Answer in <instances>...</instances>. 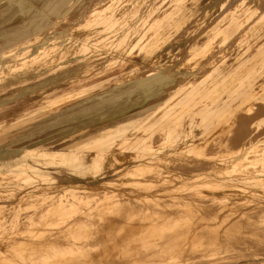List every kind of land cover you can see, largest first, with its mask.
I'll return each instance as SVG.
<instances>
[{
    "label": "rangeland",
    "instance_id": "374dc122",
    "mask_svg": "<svg viewBox=\"0 0 264 264\" xmlns=\"http://www.w3.org/2000/svg\"><path fill=\"white\" fill-rule=\"evenodd\" d=\"M24 1L34 4L33 6H20L16 0H0V8L5 7L6 3L10 2L11 6L18 10L16 13H11L9 9H0V30H3V34H0V36L7 32H13L14 28L17 27V23L21 24L22 19L25 22V20L37 18L38 16L32 15L33 12L41 10L38 9L39 5L37 4L57 0ZM219 1L221 0H71V4L64 8L60 15L46 14L41 16L42 19H45L42 28L43 34L49 33V37H54L58 34H66L67 31H63V29L75 30L78 23L96 19L98 15L94 16L88 13L94 7V3L97 6H102L106 3L111 5L115 2L126 3L129 8L125 10L124 14H122L123 16L118 18L120 20L123 18L124 22H126L124 19H129L128 23L131 25L135 24V20L140 15L143 17L151 15L155 8L154 17H152L153 21L150 22V25H147V28L158 24L159 18L167 16V12L170 13L172 10H177L178 6H182L181 10L173 14L179 22V30H172L170 33L168 28L162 29L161 34L158 33L153 40L154 44L148 45V50L142 48L143 51L140 52V47L130 50L131 56L139 54L147 59L141 64L143 66L135 70L134 73L121 77L123 80L115 81L113 78H102V80L91 82L89 85L74 88L72 91L56 98L54 96L53 98L41 100L38 106L36 104L32 107L34 110L27 111L29 113L26 116L16 115L11 119L0 121L1 168L7 169L8 167L21 166L24 160L31 164L35 163L36 160H52L48 165L37 167L35 181L20 180L25 185L24 192L38 190L37 187L55 185L57 182L62 181L104 183L109 186L108 190H87L84 192L70 190L60 193L55 200L62 201V204L59 201H49L39 209L42 212L41 215H37L33 221L28 220V217L23 218V228H17L16 230L11 227L15 226V223H12V219L18 213L14 207L5 204L8 199L15 197L13 193L16 191L7 190L9 193L6 196H0L3 201L6 199L0 205L1 236L11 234V239L19 241H66L65 237H56L55 235L60 233L70 234L76 230V233L82 234L84 238L70 237V242H87L86 240L89 238L87 236L92 237L94 235L92 239L91 237L88 239L87 246L89 248L85 246L88 250L91 249L90 251H93L91 255L96 258L98 254L95 251L98 249H142L144 251L153 249L160 252V256L167 255L173 259L174 262H170V264H230L238 258L243 260L248 256L257 258L249 264H264V203H262L264 202V191L261 189L258 191L262 196L249 192L246 193L248 196H245V192L242 191L243 194L238 195L240 200L236 198L233 202H230L207 196H196L198 194L195 188L198 185L197 182H187L184 185L181 180H178L179 177L175 179L177 176L189 178L196 172L224 177L231 174L237 175V170H240V168L253 170L262 167L261 162L254 163L252 161L255 160L256 154L260 152L256 145L258 146L261 142H264V140L260 141V139H264V122H261L264 116V29L261 27L264 24V0H227L223 8L218 11L215 10V4L220 7ZM150 2L154 3V5H150ZM161 4H163L162 9H157L158 5ZM212 5L213 10L210 9ZM23 8H25V11L22 14L20 12ZM53 8V6H43L45 10L52 11ZM231 11H235L234 14L239 21L235 24H226L227 19L231 17ZM225 19L226 21H224ZM251 25L256 26L254 27L255 30H252L253 37L251 38L254 45L250 48L243 43H246V38L244 37H246L247 28ZM21 26L23 25L19 27ZM24 26L26 27L25 24ZM217 28H219L218 33L215 32ZM33 30H35L34 27L30 28V30L28 29L27 32L29 33ZM59 30H62V32H58ZM128 30H132V27ZM55 31L58 33H55ZM146 34L151 35L152 33L147 32ZM177 35L176 41L179 42L177 45H173L172 42ZM224 35L227 36V40L224 39ZM97 39L105 50L114 51L115 48L106 44L104 38L97 37ZM1 42L0 40V44ZM206 42H209L207 46H205ZM42 43L43 41L35 40L32 47L23 50L25 53L19 55V58L17 57V62L25 61L28 66L39 64L36 61L37 48ZM63 43L66 42L59 41L56 47H51L52 50L47 51L46 54H57L59 53V48L64 51L66 45ZM168 44H170L169 49H166ZM18 51L22 53V50ZM66 51L70 53L71 48H67ZM247 51H253V54L249 56ZM173 52L175 54H172ZM177 55L178 57L174 59V56ZM247 56L249 57L245 59ZM49 57H42L40 61H48ZM191 57H193L192 60L190 59ZM224 59V71L239 67L235 71V75L225 78L223 84L219 86L222 93L224 92V96H228V94L232 97L234 96V100L228 104L226 109H229V106L232 105H242L240 101L242 102L243 99L255 97L256 99L254 98L250 101V105L253 107L251 111L256 114L251 118L255 125L249 132H243L241 130L243 128L239 126L224 127L230 130L225 134L219 133L215 140H212L213 135H211L203 154H192V152H189L185 155H179L178 153L170 155L169 146H162L166 145L164 143L166 133L164 131L165 128H159L163 117L155 116L159 108L156 110L152 107L143 108V104L147 102L146 98H152L151 93L143 90L125 93L123 92V86L127 80L132 79L134 74H142L145 69L161 66L159 69L164 72L171 67L173 76H170L169 82L166 81L162 84L161 88L164 91L161 96L162 99L167 97L170 101L175 99L174 103L171 104L172 109L176 108L177 110L176 115L172 116V128L186 130L188 123L181 127L177 126L175 122L185 120V114H188L186 120L190 121L193 114H197L196 112L201 113L193 118L194 124L190 127L192 128L190 129L192 133L194 132L195 134V138L199 140L202 137H206L205 135L208 134L207 129H213L214 121H220L221 119V110L210 109L212 99L218 97V95L203 91L200 94V99H203L204 102L203 107L195 109L196 112L193 110V113H185L184 106L189 102L191 93L196 91L202 84V77ZM132 65L133 63H128V69ZM35 82L40 83V79H35ZM174 85L178 88L177 94H168L167 91ZM129 86L133 87L131 84ZM12 87L13 85L8 83L6 91H9ZM231 89H235V91H229ZM45 96L49 97V95L42 94L35 99H43ZM13 101L12 104L15 106L17 102L16 100ZM251 111L241 108V113H249ZM50 112L52 114H49ZM53 115H56L55 118ZM135 115L141 116L140 121L131 126L127 121ZM1 119L4 120L3 118ZM120 122L125 124V126H129L127 129L128 133L139 129L149 130L153 127L155 128L156 132L143 144L137 146L129 145L130 149L137 150L142 154L138 158L153 162V170H133L134 173L120 174L118 172L119 169L113 168L114 165L109 160L99 154L87 151L89 147L96 149L94 147L97 141L96 135L101 129L103 131L117 129L116 124ZM11 129H16L18 132L12 133ZM19 132L20 134L18 135ZM29 132H36L40 137L35 134H31L30 137ZM8 135L21 137L13 141L15 143L12 144V141L7 138ZM249 138L252 139L250 143H248L250 141ZM75 141H80L82 147H76L77 145H74ZM255 141L257 144L255 143L254 149H250L246 159L241 161L236 159L237 163L235 161L233 164L224 163L223 158L229 154H237L233 153V150H236L244 142L249 145ZM117 150L124 151L121 148ZM44 152H48V154ZM237 156L240 155H236V158ZM158 157H162V160L159 164H156L154 161ZM158 168L166 171L157 175L155 170H158ZM257 172L259 173L260 171ZM195 183L196 185H194ZM261 185L260 182H257L256 187ZM105 191L111 197L104 195ZM147 193L159 195L167 193L177 194L178 196L175 198L169 196L161 198L160 203L165 205V202H171L176 209L180 210L179 212L183 217L188 216L190 211L184 205H186L188 200L192 201L193 207L191 210L194 211L193 215L195 218L193 223H181L180 214L178 213L171 216L172 222L167 221L162 224L150 225L148 223L141 224L137 221L136 223L128 224L124 222L126 220L121 213L119 214L110 208L114 207L113 203L126 202L130 203L127 208H131V210H142L141 213H150L152 208L150 201H153L154 198L148 199L146 197ZM181 194L183 196H179ZM156 199H159V197ZM111 200L113 203H111ZM95 206H98L96 207L98 209H93ZM89 207L92 208L90 209ZM167 209L170 210V207H167ZM90 210H93V215L92 212L89 213ZM101 211L104 214L102 217L100 216ZM51 212H53V215L50 216V219H58L61 222H65L68 227L61 231L51 227L52 224L50 223L41 226L43 225L42 220H45L46 216H49ZM6 213L9 222L1 219ZM94 215H96V218ZM84 219L88 221H84ZM174 220L177 222L174 223ZM80 229L82 230L80 231ZM154 230L165 231L166 236L165 233L160 235V242L164 243L174 240L176 242L188 241L189 239L184 237V235H194L196 232L200 238L196 239L195 248H192V245H188L191 242L189 240L185 245L186 250L181 253L177 248H175L176 250L168 249L172 247L168 244H151L150 241L157 239L150 238L147 232ZM88 232L93 234L88 235ZM175 247H178V245H175ZM102 256L105 257V255ZM106 256L119 258L129 255L109 254Z\"/></svg>",
    "mask_w": 264,
    "mask_h": 264
},
{
    "label": "bare ground",
    "instance_id": "6f19581e",
    "mask_svg": "<svg viewBox=\"0 0 264 264\" xmlns=\"http://www.w3.org/2000/svg\"><path fill=\"white\" fill-rule=\"evenodd\" d=\"M16 1H18L20 6H33L34 4H30L29 2L27 3L24 0ZM226 1L227 0L219 1L218 3L220 4V7H218V4H215V10H221ZM152 2H150L149 4L154 5V3ZM69 4H71V0L41 2L40 4H37L39 5L38 9L41 10L32 13V15L38 16L37 18H32L30 20L28 19L25 20V22L24 19H22L20 22V25H23L21 26L22 28L19 27L20 25L17 23L18 28H14L15 30L13 32H7L6 34L0 36V40L2 41L0 44V119L7 117L8 115L10 116V114H12H8L3 111L5 105L9 104L10 101L17 100L19 97H23V95L24 97L29 94L30 97H37L42 94L49 95V97L45 96L43 99L37 98L38 100H44L53 98L54 96L56 98L59 95L72 91L74 88H78L83 85H89L91 82L102 80V78H113V80L115 81L123 80V78L121 77L125 75L127 76L130 73H134L135 70L143 66L141 64L144 62V60L147 59L145 56L142 57L139 54L131 56L130 50H133L136 47H140V52L143 51L142 48L148 50V45L154 44L153 40L156 38V35H158V33L161 34L162 29L168 28L170 33L172 32V30H179V22L175 19L173 14L177 13L179 10L182 9V6H178L177 10H172V12L170 13L167 12V16H162V18H159L158 24L153 26L151 25L150 28L148 26L147 28V25H150V22L153 21L152 17H154L153 14L156 11L155 8L151 15H149L148 17H143L142 15H140L139 18L135 20V24L131 25L128 23L129 19H124L126 21L124 22L123 18H121L122 20L118 18L123 16L122 14H124L125 10L129 8L126 3L115 2L111 5L106 3L102 6H97L94 3V7L88 13L94 16L98 15L96 19L78 23L77 29L75 30L63 29V31H67L64 35L58 34L54 37H49V33L43 34L42 28L45 19H42L41 16H45L46 14H52L55 16L60 15L64 8H66ZM44 5L53 6L54 8L52 9V11L45 10L43 9ZM162 7L163 4L158 5L157 9H162ZM0 9H9L11 13L18 12L16 8L11 6L10 2L6 3L5 7ZM210 9L213 10V5L210 6ZM24 11L25 8H23L20 13L23 14ZM234 12L235 11H231V17L227 19V21L226 19L224 20L226 21V24H235L239 21ZM29 23L31 24L29 25ZM24 24L26 25V27L24 26ZM255 26L256 25L249 26L247 28L246 37H244L246 38V43L243 44L247 45V47L250 48L254 45V43L251 41V38L253 37L252 30H255ZM32 27H34L35 30L28 33L27 30H30V28ZM130 27H132V30L127 31V29H129ZM261 27H263L264 29V24ZM100 28L102 29L100 30ZM218 29L219 28H217V31L215 32L218 33ZM2 32L3 30H0V34H3ZM58 32H62V30H59ZM58 32L55 31V33ZM147 32H150L152 34L148 35L146 34ZM97 37L104 38L106 44H109V46H113L115 48L114 51L105 50L103 48L104 46L98 43ZM177 38L178 35L175 36V40L172 42L173 45H177V43L179 42L176 41ZM224 39L227 40L226 35H224ZM35 40L43 41V43L40 44L37 48L38 55L36 61H38L39 64H36L35 66H28L25 61L17 62L19 55L25 53V51L23 50H26L28 47H32ZM59 41L66 42L63 43L64 45H66L64 51L59 48V53H51L47 55L46 52L52 50L51 47H56ZM208 43L206 42L205 46H207ZM169 45L170 44L166 46V49H169ZM222 45L224 44L222 43ZM67 48H71L70 53H67ZM18 50H22V53ZM149 51L151 52L150 49ZM172 54H175V52H173ZM252 54L253 51L247 53V55L249 56ZM46 56H50L48 61H40L42 57ZM249 56H247L245 59H247ZM177 57L178 55L174 56V59H176ZM155 59H157V57H155ZM190 59L192 60L193 57H191ZM105 62H108L106 63L107 65L105 64ZM128 63H133L130 69H128ZM224 63L225 59L221 60L219 64L215 65L202 77V84L196 91L191 93L189 102L184 106V109L186 110L185 113H193V110L195 111V109L203 107V99H200V94L203 91L218 95V97L212 99L210 109H214L217 111L221 110V119L220 121H214L215 125L213 129H207L208 134L205 135L206 137H202L199 140L195 138V134L194 132L192 133V131L190 130L192 128L190 127L194 124L193 118H195L197 114L201 113L195 111L197 114H193L190 121L186 120L188 114H185V120L175 122L177 126L179 125L181 127H184V125L188 123V127L186 130L172 128V116L176 115L177 110L176 108L172 109L173 107L171 106V104L174 103L175 99L173 101H170L169 98L165 97L162 99L161 96L164 91V89L161 88L163 86L162 84H164L166 81L169 82V79H171L170 76H173L171 74V67L166 69V71L164 72L160 71L159 68H161V66L145 69L142 74H134L132 79L127 80L126 84L123 86V92L125 93L138 92L139 90H143L144 92L149 91V93H151L152 98H146L147 102L143 104V108L152 107L155 110L159 108V110L156 111L155 116L160 118L163 117L162 123L159 128H165L164 131L166 133L164 142L166 143V145L162 146H169L171 152L170 155H174L176 153H178L179 155H185L189 152H192V154H203L205 153L206 147L208 146V139L211 135H213L212 140H215L219 133L225 134L230 130L225 129L224 127L239 126L240 128H243L241 129L243 132H249V130L252 129L253 125H255L254 121L251 120V118L256 114H254L255 112L251 111L253 107L252 105H250V101L253 100L255 97H250L246 100L243 99L242 102L240 101L242 105H232L229 106V109H226L228 104L232 100H234V96L232 97L229 94L228 96H224V92L222 93L220 89L221 87L219 88V86L223 84V80H225V78H227L228 76L235 75V71L239 67L235 69L230 68L228 71H224ZM35 79H40V83L35 82ZM8 83H11L13 87L9 91H6V86ZM130 84L133 85V87H130ZM177 90V86L174 85L169 88L167 93L170 95H176ZM229 91L233 92L235 91V89H231ZM241 108H244L245 110H250L251 112L241 113ZM21 109H23V107L20 108L18 111H20ZM28 113L29 112L23 111L18 114L19 116L23 117L26 116ZM238 116L241 117L239 118ZM140 117L141 116L135 115L129 118L127 122L130 123L131 126H133L134 124L140 121ZM261 122H264V116L261 119ZM116 127L117 129H108L105 131L101 129V131L96 135L97 141L94 145L96 149L89 147L87 148V151L89 153L94 152V154H99L103 158L109 160L111 163H113V168L119 169L118 172L120 174L134 173L133 170H153V162H149L146 159L138 158L141 157L142 154L139 153L137 150L130 149L129 145L137 146L139 144H143V142L153 136V134L156 132L155 128L153 127L149 130L139 129L132 133H128L127 129L129 128V126H125V124L120 122L116 124ZM11 131L12 133L18 132L16 131V129H11ZM29 133L30 137L31 134L39 136V134L36 132ZM19 134L20 132L18 133V135ZM20 137L21 136L16 137L14 135H8L7 138L12 141L13 144L15 143L13 141L20 139ZM249 140L250 141L248 143L252 141L251 138H249ZM262 140L264 139H260V141ZM245 143L246 142L240 145L236 150H233V153L237 154H229L227 157L223 158L224 163L233 164L236 159H239V161L246 159L248 156V152L257 144V142L255 141L249 145ZM74 145H77L76 147L78 148L82 147L80 141H75ZM258 146L256 145L257 149L260 152L256 154V156L254 155L255 160H253L252 162H261V168L258 167L253 170L247 168H240V170H237V175L231 174L230 176L224 177H219L217 175H212L204 172H196L189 178H186L184 176H177L175 179H178L179 177L178 180H181L182 184L184 185L187 182H197L198 185H196V183L194 184L196 185L195 188L198 192L196 196H207L213 199H222L230 202H233L236 198L240 200V197L238 195L243 194V192H245V196H248V194H246L248 192L254 195L262 196L258 191L260 189L264 191V142H261ZM118 148L124 149V151H119L117 150ZM44 153L48 154V152ZM236 155L240 156H237L236 158ZM161 160L162 157H158L154 162L156 164H159ZM50 161L52 160L42 159L41 161L36 160L35 163L31 164L28 163L27 160H24L22 165L18 167H8L7 169L0 167V196H6L7 193H9L7 192V190L16 191L15 193H13L15 197L8 199V202H5L6 199H4L5 201H3L2 197H0V205L5 202V204L14 207L15 211L18 213L15 218L12 219V223L14 222L15 226H12L11 228H13L14 230H16L17 228H23V218L28 217V220L33 221V219H35L37 215H41L42 212L39 209H41L44 204L48 203L49 201H59L58 199L55 200V198L60 193L67 192L70 190L84 192L87 190L98 191L100 189H109V186L104 183H79L77 181H62L57 182V184L55 185L50 184L47 186H41V188L37 187L38 190H28L24 192L25 185L21 183L20 180L23 179L28 182L35 181V177L37 175V167L41 165H48ZM165 171L160 168H158V170H155L157 175H160ZM257 171L260 172L258 173ZM257 182H260L262 185L256 187ZM105 194L106 191L104 192V195ZM109 195L106 194V196L111 197ZM168 196L175 198L178 195L173 193L160 195H146L148 199L154 198L153 201H150L152 205L150 213H141L142 210H131V208H127L130 203L119 202L120 204H114L112 200L111 203H113L114 207L110 208L119 214L121 213L124 216V219L126 220L124 222L128 224H133L137 221H139V223L141 224L148 223L150 225L162 224L167 221L172 222L171 216L177 215L178 213L180 214L179 217L181 223H193L195 219L193 215L194 211L191 210L193 207V202L188 200L186 205H184L187 206L190 211L188 216L183 217L182 214L179 212L180 210L176 209L171 202H165V205H162V203H160L161 198H167ZM179 196L183 195L181 194ZM157 197H159V199L155 200V198ZM59 202L62 204V201ZM96 207L98 206H95L93 209H98ZM167 207H170V210H168ZM92 211L93 210H90L89 213ZM137 213H139L138 216H136ZM52 215L53 212H51L49 216H46L47 218L45 220H42L43 225L41 226L50 223L52 224L51 227L57 228L61 231H63L64 228L68 227V224H66L65 222H61L58 219H50V216ZM103 215L104 214L101 211L100 216L102 217ZM94 216L96 218V215ZM1 219L9 222V219L7 218V213L5 216H2ZM97 220L100 222L99 219ZM84 221L88 220L84 219ZM173 222L176 223L177 221L174 220ZM81 230L82 229H80V231ZM164 233L165 231L163 230H154L152 232H147L150 238L157 239L154 241H150V243L156 245L168 244L169 246H172L168 249L176 250L175 248H177L181 251V253H184V250H186L185 245L189 240H191V242L188 245H192V248H195V242H197L196 239L200 238L199 236H197L198 233L196 232L194 235H184V237L189 239L188 241L176 242L174 240L164 243L162 241L160 242V235H164ZM91 234L93 233L88 232V235ZM10 235L11 234L5 236L0 235V264H170V262H174V260L171 259L169 256H160V252L154 251L153 249L150 251H144L142 249H98L95 251L98 254V257H92L91 253L93 251H90L91 249H87V247L89 248V246H87L89 242L88 239L91 236H87L89 237L87 240L85 239L87 242H70V237H74L77 239L84 238L82 234L76 233V230L75 232H72L70 234L60 233L55 235L56 237H65L66 241H19L11 239ZM113 243L116 244L115 242ZM175 245H178V247H175ZM109 254H128L129 256H123L119 258L113 256H106ZM136 254H138V256H136ZM142 254L144 255L139 256ZM102 255H105V257ZM240 259L241 258H238L230 264H249L257 258L248 256L244 258L245 260Z\"/></svg>",
    "mask_w": 264,
    "mask_h": 264
},
{
    "label": "crops",
    "instance_id": "0c3cea01",
    "mask_svg": "<svg viewBox=\"0 0 264 264\" xmlns=\"http://www.w3.org/2000/svg\"><path fill=\"white\" fill-rule=\"evenodd\" d=\"M32 95V94H31ZM28 96V97H27ZM24 97H19L17 100H16V105L14 106L12 103L14 101H11L9 104L5 105V108L3 109V111L5 113H12L10 114V116L8 115L7 117H4L2 119H0V121H5V120H8V119H11L12 117L16 116V115H19L18 113L20 112H27V111H32L34 110V105L37 104L38 106V103L41 101V100H38V99H35L36 97H30V94L27 95ZM20 111H18L20 108H22ZM18 111V112H17ZM49 114H52L51 112ZM54 114V113H53ZM56 115H53V117L55 118ZM53 119V118H52Z\"/></svg>",
    "mask_w": 264,
    "mask_h": 264
}]
</instances>
